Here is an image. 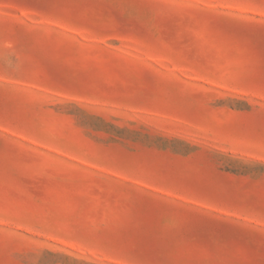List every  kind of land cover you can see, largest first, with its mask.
Returning <instances> with one entry per match:
<instances>
[{
	"label": "rangeland",
	"instance_id": "374dc122",
	"mask_svg": "<svg viewBox=\"0 0 264 264\" xmlns=\"http://www.w3.org/2000/svg\"><path fill=\"white\" fill-rule=\"evenodd\" d=\"M0 264H264V0H0Z\"/></svg>",
	"mask_w": 264,
	"mask_h": 264
}]
</instances>
